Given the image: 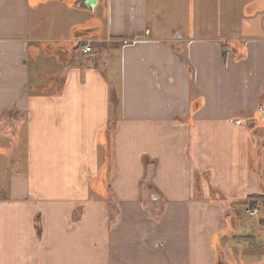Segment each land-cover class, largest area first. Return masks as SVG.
Segmentation results:
<instances>
[{"label": "crops", "instance_id": "obj_1", "mask_svg": "<svg viewBox=\"0 0 264 264\" xmlns=\"http://www.w3.org/2000/svg\"><path fill=\"white\" fill-rule=\"evenodd\" d=\"M40 2L0 0V264H264V0Z\"/></svg>", "mask_w": 264, "mask_h": 264}, {"label": "rangeland", "instance_id": "obj_2", "mask_svg": "<svg viewBox=\"0 0 264 264\" xmlns=\"http://www.w3.org/2000/svg\"><path fill=\"white\" fill-rule=\"evenodd\" d=\"M48 1L50 0H41L40 4L47 3ZM64 1L68 6H71L72 8L71 13L76 12L77 11L76 9L79 8V7H76V4H75L76 0H64ZM155 2H158V3H155ZM185 15H186V0H157V1L151 0V4L149 7V21L153 26H157V28H159V31L166 29L169 32L171 29L167 28L169 27L167 25L173 23V21L176 19H177V22L179 23L184 22ZM58 17H60V15H58ZM85 17L86 16L83 13H79V15H77V18L75 19L77 21L82 20L83 22L84 21L83 19H85ZM156 19H158L159 22L156 21ZM66 23L67 22H65V24ZM93 23H94V26L99 29L102 26V19L95 18ZM173 27L176 28V26H173ZM85 28H86V25L80 24L74 29L78 30V32H81ZM102 36H103L102 33H100L99 35L98 34L94 35V37H99V38H102ZM106 181H107V178L105 175H103V177H98L96 179L91 180V182H94V184L98 186L99 190L101 191V194L104 193L105 189L107 188ZM239 211L242 216V221H240L241 224L242 222L244 224H247L248 226L255 224L254 220H256V218L249 216L244 206H240ZM253 236L255 238L257 237L258 240L259 239L261 240V238H258V237L260 236L262 237L263 234L259 232H253Z\"/></svg>", "mask_w": 264, "mask_h": 264}, {"label": "built area", "instance_id": "obj_3", "mask_svg": "<svg viewBox=\"0 0 264 264\" xmlns=\"http://www.w3.org/2000/svg\"><path fill=\"white\" fill-rule=\"evenodd\" d=\"M126 43V41H124ZM77 50L82 59H86L89 55L93 53V45L92 42L87 40V41H80L77 43ZM249 215H255L256 210H250L248 211Z\"/></svg>", "mask_w": 264, "mask_h": 264}, {"label": "trees", "instance_id": "obj_4", "mask_svg": "<svg viewBox=\"0 0 264 264\" xmlns=\"http://www.w3.org/2000/svg\"><path fill=\"white\" fill-rule=\"evenodd\" d=\"M264 214V213H263ZM263 221H264V215H263Z\"/></svg>", "mask_w": 264, "mask_h": 264}]
</instances>
